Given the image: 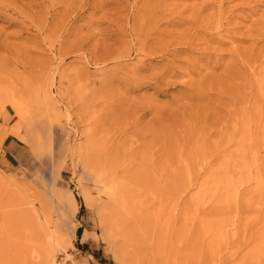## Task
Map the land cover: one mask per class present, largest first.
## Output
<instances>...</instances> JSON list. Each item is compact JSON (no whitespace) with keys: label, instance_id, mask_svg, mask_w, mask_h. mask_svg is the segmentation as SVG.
<instances>
[{"label":"rangeland","instance_id":"374dc122","mask_svg":"<svg viewBox=\"0 0 264 264\" xmlns=\"http://www.w3.org/2000/svg\"><path fill=\"white\" fill-rule=\"evenodd\" d=\"M61 256L264 264V0H0V264Z\"/></svg>","mask_w":264,"mask_h":264},{"label":"bare ground","instance_id":"6f19581e","mask_svg":"<svg viewBox=\"0 0 264 264\" xmlns=\"http://www.w3.org/2000/svg\"><path fill=\"white\" fill-rule=\"evenodd\" d=\"M89 160H90V163L92 164V167L94 169H96L97 173L100 176H104L105 177V176H108L110 173H117V171L115 169H113L112 162H109V164L107 166L105 159H103V156L101 154L99 156V154L97 152H93L89 156Z\"/></svg>","mask_w":264,"mask_h":264},{"label":"built area","instance_id":"2783aa9c","mask_svg":"<svg viewBox=\"0 0 264 264\" xmlns=\"http://www.w3.org/2000/svg\"><path fill=\"white\" fill-rule=\"evenodd\" d=\"M56 264H73L70 259H67L66 257L61 256L59 260L56 262Z\"/></svg>","mask_w":264,"mask_h":264},{"label":"trees","instance_id":"16d2710c","mask_svg":"<svg viewBox=\"0 0 264 264\" xmlns=\"http://www.w3.org/2000/svg\"><path fill=\"white\" fill-rule=\"evenodd\" d=\"M80 233H81V231H80V229H78V230L76 231V234H77V235H80ZM82 249H86V246H82Z\"/></svg>","mask_w":264,"mask_h":264}]
</instances>
